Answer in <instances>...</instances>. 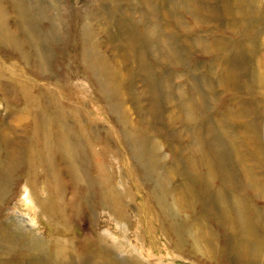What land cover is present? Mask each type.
Segmentation results:
<instances>
[{"label":"rangeland","instance_id":"rangeland-1","mask_svg":"<svg viewBox=\"0 0 264 264\" xmlns=\"http://www.w3.org/2000/svg\"><path fill=\"white\" fill-rule=\"evenodd\" d=\"M21 1L29 10V28H24L21 21L20 24L17 22L18 14L13 11L11 0L1 1L3 7L9 9L6 17L10 35L16 37L19 47L11 45L12 49L0 44V66L5 75L0 78V133L9 131L8 135L14 139L15 132L20 136L23 131L24 135L29 132L26 122L18 126L21 114L17 111L23 107L18 103L21 99L16 88L9 92L11 95H5L1 87V84L8 88L14 86L11 73L18 70L22 80L32 79L37 84L46 85L42 100L43 108L47 109L44 121L57 116L72 126V133L66 136L73 135L77 142L74 141L67 155L80 162L85 175L80 180L81 186L87 179H94L98 186L102 176L101 171L88 162L86 164V160H105L109 167L106 178L110 176L112 186L120 195V203L130 217V229L126 233L133 245L141 246L134 228L141 220V232L148 242L154 240L164 255L174 252L176 238L162 235L158 220L162 207L151 194L156 182L163 178L166 185L173 182L171 190H167L170 193L166 206L176 211L181 224L189 222L187 227L192 230L193 238L194 232L214 231L217 234L219 240L216 243L222 254L218 264H246L245 260H239L234 249L236 241L230 236L233 232L227 231L219 217L223 214L215 194L226 193V204L235 198L242 199L246 202L248 215L253 217L252 222L258 224L255 219L262 220V216L255 215L264 213V158L253 160L252 156H247L243 162L238 161L231 153V142L219 135L217 141L229 155L232 165L223 176L210 179L205 167L197 172L189 167L190 159H187L193 155L200 162L202 158L193 148L190 150L192 136L189 131L199 130L207 135L212 126H220L228 109L239 113V117L231 119L232 123L248 125L252 129L253 120H256V125L261 128L260 134L264 136V0ZM131 29L138 32L140 38L145 34L139 47L134 49L129 47ZM90 48L115 69L120 77L118 89L122 97L113 94L112 86L105 88L97 78L98 72L87 67L85 61H89L91 55L85 59V54L87 49L92 50ZM37 52L43 55L42 61L37 60ZM68 80L79 86L77 97L59 96L60 87L56 84ZM257 83L263 86L259 87ZM244 84H251L253 88L246 89L242 87ZM149 86L152 88L148 89ZM181 94L184 102L179 100ZM54 98L63 103L65 109H59L52 101ZM121 105L126 109L127 120L123 118ZM75 111H78L76 116ZM22 113L26 116V112ZM189 114L191 118H188ZM86 116L93 120L91 127L85 121ZM139 135L154 141L159 160L153 163L148 155H143L136 146L138 141L133 138ZM253 135L252 129L249 136ZM238 136L241 138L233 142L235 146L242 145L240 151L243 153L250 151L245 138L248 136L241 132ZM2 145L0 158L4 157ZM206 148L208 152L209 147ZM41 149L42 145L37 151ZM49 157L52 154L46 159ZM169 167L177 171L175 176L166 174L171 170ZM260 182L262 187L256 188ZM184 183L187 189L183 193L194 196L193 209L190 210L177 207L172 197L174 190L182 193L177 189ZM13 190L17 193L15 200H6V196L0 201V209L6 204L7 209L15 211L18 219L27 218L26 223H29L35 215L25 198V190L22 186H15L5 191L10 196ZM89 192L79 214L73 215L68 209V238L69 234L78 237L81 231L84 235H91L96 227L119 235L117 216L108 215L104 210L101 190L95 186ZM158 197L161 199L162 195ZM71 198L69 191L65 195L66 203ZM138 212L140 218H136ZM41 224L36 228L45 231L48 224L44 221ZM149 226L154 229L153 233L146 231ZM258 229L264 247V228ZM191 236L186 237V249L183 248L182 257H177L176 263L216 264L202 251L191 247L194 241ZM12 252L16 255L17 250ZM154 253L158 254L157 251ZM115 255L122 259L121 262L128 260L119 250ZM0 264L14 263L0 260ZM72 264L79 263L74 259Z\"/></svg>","mask_w":264,"mask_h":264},{"label":"bare ground","instance_id":"bare-ground-1","mask_svg":"<svg viewBox=\"0 0 264 264\" xmlns=\"http://www.w3.org/2000/svg\"><path fill=\"white\" fill-rule=\"evenodd\" d=\"M1 1L2 0H0V2ZM10 3L13 11L18 14L17 19L19 18V20L17 22L19 23V21H21L24 28H29L30 14L28 12L29 10L23 6L25 4H23L21 0H11ZM8 10L9 9L3 7V3L1 2L0 44L6 48L11 45L19 47L16 37L10 35V28L6 17ZM132 31L133 29H131L129 36L130 49L139 47L142 41L141 39L145 35L143 34L140 38L138 32L134 33ZM85 32H87V30ZM88 36H90V33ZM14 47L11 46L12 49ZM89 55H91L89 61H85L88 65L87 67L92 70V72H98L97 78L99 82L104 84L105 88L107 86H112L110 90L114 91L113 94L118 93L121 95L118 89L120 86V77L117 76V73L114 71L115 69L99 54L95 55L94 49H87L85 59H87ZM42 57L43 55L37 52V60L42 61ZM11 63L13 64L14 62L12 61ZM3 70L4 69L0 66V78L5 77ZM20 73L21 72L18 70L11 73V79L13 78L14 80L13 88H8L4 84H1V87L5 95L6 93L11 95L9 92H12L14 87L16 88V92L22 100L18 103L22 104L23 107L19 111L16 110L17 114H21L18 117V126L26 122L29 127V132L24 135L25 131H23V136L15 132L14 139L8 135L9 131L8 133L4 132L5 134L0 133V144L4 145V157L0 158L2 159L0 160V201L6 196H8L6 200H10L11 202L14 201L17 193L13 190L9 196L6 194L7 192L5 190L8 188L14 189L15 186H22L23 190H25V198L35 216L33 219L29 220V223H26L28 222L26 220L27 218L22 217L18 219L12 208L7 209L6 204L2 206L3 208L0 209V260L13 261L14 264H72L74 259L79 264H177L175 260L177 257H182L183 248L186 249L185 246L188 242L186 237L192 235V230H188V221L185 224H181L178 221L176 211L166 206V198L167 196L169 197L170 193L167 190H171L173 182L171 181L166 185L164 179L159 178L151 194L153 193V196L158 199L162 207L161 217L158 218L162 235L168 238L170 235H173L176 238V242L173 243L174 252L164 255L160 251V246L157 245L154 240L148 242L146 237L143 236V232H141V230H143L142 223L140 222L141 220H139V223L137 222L134 227L136 240L141 246L133 245L126 233L130 229L131 222H128L130 217L124 206L120 203V195H117V192L112 186L110 176L108 175L106 178V173L109 174V167L107 168L105 160H101L102 158H99L100 160H86V164L88 162L92 167H96L101 171L102 176L101 180L97 183L98 186L95 185L94 179H87L85 185L81 186L83 184H80V180L82 176L85 177V175L82 172L80 162H78V160H73V157L67 155L68 150H71L74 146V141L77 142L73 135L70 134V136H66L67 133H72V126H69V124L63 120L64 118L57 116H54L53 119L48 122L44 121L47 117V109L45 107L43 108L42 100L45 97L43 87L46 85L37 84L32 79H27V81L22 80L23 78L20 77ZM149 78L152 77L150 76ZM257 84L259 87L263 86L260 83ZM56 86L60 87V92L58 93L60 97H67V99L70 97H77L79 86H77L75 82L68 80L66 83H63L59 81ZM242 87L249 90L253 88L251 84H244ZM149 88L152 87L149 86L148 89ZM48 90L50 89L48 88ZM54 90L56 92L58 91L57 88H54ZM179 100L181 102L184 100L182 94ZM52 101L59 109H65L63 103L58 102L56 98ZM122 105L120 108L123 109V118L126 119V109L123 108ZM186 106H184L182 110H184ZM22 111L26 112V116ZM77 112L78 111H75L73 114L76 116ZM227 113L228 115L224 117L220 126H212V129L208 131L207 135L200 133L199 130L192 129L189 131L190 136H192L190 150L193 148V151L195 150V152L200 153L202 157L201 161L198 162L197 158L193 155L189 156L187 159H190L188 162L190 165L189 167L197 172L200 171L202 167H205L207 169V177L210 179L223 176V174L228 172L232 167L229 155L224 153L226 152L225 149L220 146L217 141L219 135L220 137L223 136L226 141L231 142V153L238 161L242 160L243 162V158L247 156H252L253 160L264 158V136L260 134L259 130L261 128L256 125V120H253L252 123L254 135L250 137L251 127L248 125H235L231 121V119L239 117V113L229 109ZM188 118H191L190 114ZM25 119L27 120L25 121ZM85 121L87 125L91 127L93 123L92 118L86 116ZM41 122L43 125L44 123H48V125L42 126ZM93 132L95 131L93 130ZM239 132L248 136L245 138L248 139L247 141L250 144L251 150L246 151V153L240 151L242 145L235 146L233 143L240 137L238 136ZM95 134L97 133L95 132ZM140 135L139 137L133 136L135 142L138 141L136 146L141 149L144 156H149L150 159H148L150 162L153 161L154 163V160H159L157 146L153 143L154 141L151 138L141 137ZM40 145H42V149L37 151ZM206 147H209L208 152L205 151ZM95 152L98 155L96 148ZM51 154L52 157L46 159V156ZM95 157L97 158V156ZM170 169L169 173L167 170V172L165 171L166 174L175 176L177 171L174 170V168ZM181 170L183 172V169ZM246 173L250 175V171L246 170ZM184 175L187 176V174ZM189 183L192 182L189 181ZM95 186L102 192L101 202L104 203V210L108 215L114 214L117 216L116 221H118L117 230H119V235H112L109 230L101 231L96 227L92 230L91 235H84L81 231L78 237L74 234H69L68 238L67 233L70 230L68 226L70 218L68 209H71L73 215L79 214V212H81L80 210L83 208L82 202L86 200L89 189L91 188L92 190ZM192 186H190V188H192ZM261 187V182L256 184V188ZM186 189L185 183L180 185V189L177 190H182V193L178 194L176 190H174L172 197L177 207H184L190 210L193 209L191 206L193 205L192 198L194 196L189 195L190 193H183ZM69 191L72 194V198L66 203L65 195ZM160 195H162L161 199L158 197ZM215 197L217 203L220 204V211L223 214L219 217L223 219L227 231L233 232V235L230 236L236 241L235 243L237 245L234 243V249L239 260H245L246 264H264V247L261 243L263 238L262 235L259 234L258 229V227L264 228V213L259 212L255 215V217L262 216V220L255 219V221L261 225L258 226L257 223L252 222L253 217L252 215L250 216V214L248 215L245 209L246 202L242 199L235 198L233 201H229L226 204L228 201L226 193H216ZM6 215L9 218H4ZM140 216L141 213L138 212L136 218H140ZM41 221L48 224V228L45 231L36 228L42 225ZM166 225H168V227H165ZM146 231H148V233H153L154 229L149 226V229ZM191 237L194 239L193 243L191 242V247L202 251L208 256L209 260L216 261V264H218L219 259H221L220 255L222 254H220V249L216 243V241L218 242L219 240L217 239V234L214 231L194 232V238L193 235ZM230 248L232 249L233 247ZM13 250H17L16 255L12 252ZM117 250H119L121 255L128 257V260L121 262L120 260L122 259L115 255V251ZM154 251H157L158 254L154 253ZM144 253H146V255H144Z\"/></svg>","mask_w":264,"mask_h":264}]
</instances>
